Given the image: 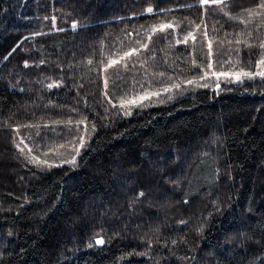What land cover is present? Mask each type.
I'll use <instances>...</instances> for the list:
<instances>
[{"label":"trees","instance_id":"obj_1","mask_svg":"<svg viewBox=\"0 0 264 264\" xmlns=\"http://www.w3.org/2000/svg\"><path fill=\"white\" fill-rule=\"evenodd\" d=\"M257 3L0 0V264H264Z\"/></svg>","mask_w":264,"mask_h":264},{"label":"snow or ice","instance_id":"obj_2","mask_svg":"<svg viewBox=\"0 0 264 264\" xmlns=\"http://www.w3.org/2000/svg\"><path fill=\"white\" fill-rule=\"evenodd\" d=\"M200 2L202 4H205V5H208V4H215V5H225L227 6L226 4V0H200ZM223 10V9H221ZM248 14L249 17H253V16H258V17H264V0H258V3H257V6L256 8L254 9H246L245 10ZM147 12L151 13L153 12V9L152 8H148L147 9ZM226 15H228V13H225ZM54 19V18H53ZM230 19H236V17L234 16H230ZM241 23H245V21L241 20ZM73 28L76 27L75 24L72 25ZM173 25L172 24H163L160 26L159 28V31H163L164 29H170L172 28ZM62 30V29H61ZM153 31H156V29H153ZM205 35H207V33H204ZM192 34L189 33V36H191ZM193 39H195V37L193 36L192 37ZM150 39V37H149ZM180 41H178L179 43ZM241 41L239 39H237V43H240ZM183 43L187 44L188 43V38L185 37L184 40H183ZM245 45L247 47H258L260 49H264V40H261V42L258 44V45H252V44H249L247 41H244ZM145 48H147V44L144 45ZM211 47H212V41L209 40L208 41V48L209 50H211ZM13 51H15V49H13ZM137 50L136 49H132L131 51L129 52H126L125 53V56H128V57H131ZM210 54V52H209ZM260 55V59L258 60L257 62V65L258 66H261V65H264V52H261L259 53ZM120 61L119 60H115V59H112L110 61V63L108 64V67H111L112 65H115V64H118ZM89 64L92 63V61H88ZM25 67H28V63L27 61L25 62ZM125 68H127V64H124L123 65ZM197 67H199V65H197ZM208 67H211V65L209 64ZM106 70V69H105ZM206 75V73H205ZM219 75H227L226 73H219ZM243 75L245 77H247L248 79H255L256 77H259L261 80H264V70H261V71H256V72H244ZM203 78V77H201ZM237 79H239V76H237ZM189 84H196L197 82L194 81V80H189L188 81ZM104 84H105V88L108 87V80L107 78L105 79L104 81ZM53 86H58V85H48L49 88L53 87ZM199 86V85H197ZM204 87H207V85H203ZM173 87L175 88H179L180 85L179 84H175L173 85ZM170 89H165V91H169ZM105 95L107 96V93H105ZM149 95H159V93H151V94H144L142 96H139L138 98L134 97V98H130V99H123V98H120V107L125 109V112L124 114L125 115H131V111L129 108L126 107V105H136L137 107L140 106V104L137 102L138 100L139 101H143L145 99H148L149 98ZM113 107H115V105H113ZM79 123H83V121L79 122ZM93 130H94V125H93ZM81 141H83V137L80 138ZM71 143V142H70ZM17 148L20 150V152L23 154L24 153V148H21L19 144L16 145ZM73 147V150L75 152V155H79V148H82L84 147V143H80L79 145V148H77L75 145L72 146ZM28 152L31 153L32 152V149L29 148L28 149ZM48 153L45 152L44 153V156L47 157ZM75 155L71 158V159H67L65 161H63L64 163H67V164H70V165H75L76 163V160H75ZM29 163H32L34 165H36L38 168H51L53 166H56V167H59L61 165H53V164H50L48 162L47 159H44V160H41L40 157L38 155H32V156H26L25 157ZM140 196H143L144 193L141 192L139 193ZM97 244H103L104 241L103 240H97L96 241Z\"/></svg>","mask_w":264,"mask_h":264},{"label":"rangeland","instance_id":"obj_3","mask_svg":"<svg viewBox=\"0 0 264 264\" xmlns=\"http://www.w3.org/2000/svg\"><path fill=\"white\" fill-rule=\"evenodd\" d=\"M219 73H226L227 75H219ZM206 75H214V76H233V77H235V78H237V76H241V73L239 72V71H215V70H213V71H211V73H206ZM206 75H204L205 77H208V76H206ZM151 94V93H157V90H150V91H147V92H145V93H143L142 95H144V94ZM142 95H140V96H142ZM149 96H151V95H149Z\"/></svg>","mask_w":264,"mask_h":264}]
</instances>
